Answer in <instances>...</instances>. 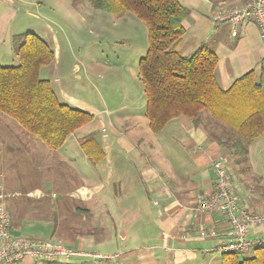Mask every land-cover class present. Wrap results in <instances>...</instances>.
<instances>
[{
  "label": "crops",
  "instance_id": "1",
  "mask_svg": "<svg viewBox=\"0 0 264 264\" xmlns=\"http://www.w3.org/2000/svg\"><path fill=\"white\" fill-rule=\"evenodd\" d=\"M180 2L190 9V13L183 21L186 32L175 43V48L183 55L193 54L201 45L214 50L219 58L216 76L222 88H229L244 73L252 69L259 71L264 65V38L254 22L234 25L230 21L216 20L214 17L218 10L240 7L246 0ZM87 4L85 0H0V64L11 66L20 63V57L13 44L16 34L27 31L38 34L55 52L54 61L43 66L41 72H52L63 102L73 106L80 104L81 109L97 116L93 105L71 94L59 80L65 61L74 59L77 69V61H81V58L75 55L67 58V52L61 49L57 34L53 32L48 40L43 36L42 32H46L40 26V23L47 22L46 17L54 21L52 16L44 13L45 6H50L55 13L71 21H86L87 16H101L100 13L90 14L92 9ZM93 51L95 55L90 60V67L96 70L101 67V62L99 52L95 49ZM87 54L90 55V51ZM186 118L179 116L170 120L162 131L164 137H161L162 132L154 133L151 129V132L146 131V137L141 134L142 127L138 125L136 139L125 136L121 131L117 136L113 128L114 131L110 134H102L103 144L98 143L92 135L76 136L81 127L70 134L60 148L51 149L0 112V191L5 194L0 202L10 214L11 233L20 237L39 238L25 232L50 230L53 234L45 239L61 241L54 235L69 238L71 247L90 253L78 256H92L94 264H106L107 260L109 264H193L196 262L197 249H203L205 254L217 251V239L200 236L195 229L205 224L209 228L215 226L220 230L225 228V221L217 213H194L193 209L199 200L214 189L213 162L226 156L222 145L225 129L212 124L210 117L204 115L198 126ZM117 122L120 129L135 127V123L128 117H120ZM121 123L129 126L125 127ZM217 131L218 135L213 137L212 134ZM167 132L171 133L168 135ZM151 138H154V141H150ZM89 139L95 141L89 142ZM176 139L179 141L178 145L175 144ZM255 142L256 140L249 149L248 161L251 162V171H254V166L250 154ZM162 147V158L151 162V157L156 159V152L162 151ZM175 151L182 152L185 163L177 157ZM118 153H125L129 160L136 164V210H133L136 214V234L129 233L130 241L125 247L119 244L118 246L123 247L119 252L96 253L89 250L95 242L92 235L82 230L76 232L77 225L58 219L56 212L61 205V198L64 197H70L81 205L76 211L84 216L94 212L105 213L110 207L121 208L122 204L113 203L110 206L109 202L102 201L101 205L100 202L97 203L99 207L95 204L96 211L92 209L94 198L104 190H109L105 185L113 177L110 173L98 177V166L103 162L107 163V160L109 162L110 158ZM167 158L169 162L165 164ZM229 158L225 157L226 166L232 175L240 204L252 211L263 212L264 192L259 187L248 184L246 179L249 177L239 174L236 169L235 165L239 163L233 159L235 164L232 165ZM129 173L131 170L125 168L119 182L127 181L126 176ZM20 174H27L28 177L23 178ZM94 175L96 182L92 178ZM251 177L256 180V177ZM261 178L262 175L258 176V180ZM22 182L27 184L22 187ZM52 197L57 201L47 202V199ZM101 197L109 200L110 194L105 193ZM154 201H159V204L154 205ZM48 214H53L54 218L47 216ZM49 221H52L51 225ZM129 225L130 223H126L123 228H128ZM263 229L262 225L251 228L250 237L257 236ZM185 230L192 234L187 239L181 237ZM122 239H125V236H122ZM94 254L96 256H93ZM118 254L120 256L117 258ZM97 255H102V258ZM39 260L26 257L20 264Z\"/></svg>",
  "mask_w": 264,
  "mask_h": 264
},
{
  "label": "trees",
  "instance_id": "2",
  "mask_svg": "<svg viewBox=\"0 0 264 264\" xmlns=\"http://www.w3.org/2000/svg\"><path fill=\"white\" fill-rule=\"evenodd\" d=\"M85 1L116 16L131 12L145 22L148 47L139 60V77L152 132L160 133L179 116L198 126L206 110L231 130L222 140L227 154L239 164L248 162L251 144L264 134V65L224 89L216 76L219 58L214 50L201 45L193 54L183 55L175 48L186 32L183 21L190 13L180 0ZM13 44L20 63L0 64V112L49 148L58 149L94 114L61 101L51 80L41 77V68L55 59L45 39L27 31L16 34ZM221 264H264V245L250 255L224 252Z\"/></svg>",
  "mask_w": 264,
  "mask_h": 264
},
{
  "label": "rangeland",
  "instance_id": "3",
  "mask_svg": "<svg viewBox=\"0 0 264 264\" xmlns=\"http://www.w3.org/2000/svg\"><path fill=\"white\" fill-rule=\"evenodd\" d=\"M87 3V5H89L88 7L92 9L90 14L100 13L101 16H87L86 21H82L81 19L71 21L55 13L50 6H45L44 13L47 16H52L54 21L46 17L47 22L45 24L40 23L42 30L46 32V34L42 32L46 39L49 40L53 32L57 34L61 49H65L67 52V58L73 55L81 58V61L80 59L77 61L79 65L77 69L74 66V59L65 61V66H63L59 75L60 83L66 89L70 90L71 94L90 103L97 111V116L94 115L95 118L84 124L85 126H81V129L78 128L80 130L77 132L76 136L92 135L96 138L98 143H102V134H110L115 129L117 136L121 131L125 136H131V138L136 139V125H138L142 127L141 130L143 132H141V134L147 137L148 134L146 131H151L146 116L144 85L139 77V60L145 55L148 47L147 26L143 20L131 12L116 16L104 10L96 9L89 2ZM93 49L99 52V60L101 62V67L96 70H92L90 67V60L95 55ZM89 51L90 55L87 54ZM12 53H14V51ZM14 65H17V63ZM40 75L43 78L47 77L51 79L53 88L62 101L63 99L59 87L55 82V77L52 76V72H41ZM79 106L80 104H77L75 107ZM202 115L210 117L212 124L219 125V127L225 129V133L223 132L225 136L231 134V130L212 117L208 111L205 110ZM120 117H128L132 123H135V127H128L127 130L120 129L121 127H118L119 122H117ZM10 119H12L14 123H17V125H20L15 119L11 117ZM121 124L125 127L129 126L124 123ZM167 133L169 135L171 132ZM164 135V132H162L161 137H164ZM217 135L218 131L212 134L213 137ZM157 139L158 138H156V140ZM150 141H154V138H151ZM167 143L169 144V142ZM178 143L179 141L176 139L175 144L178 145ZM165 148L167 149L168 147L166 146ZM223 150L226 156L224 155L221 158L230 157V163L232 165L235 164L232 156L227 154L225 147ZM162 152L163 147L162 151L156 152V159L155 157H151V162H155L162 158ZM175 152L177 157L185 163V156L182 152ZM250 159L253 163L254 171L246 168V164L250 165V161L236 164V169L239 174L249 177V179H246L248 184L257 186L264 192V134L257 138L255 144L252 146ZM172 160L176 163L174 159ZM167 162H169V158L166 159L165 164H167ZM135 166V162L129 160V157L126 156L125 153L113 155L109 162L107 160V163L103 162L101 166H98V177L105 176L108 173L112 174L113 177L111 181L105 185L109 187V190H104L101 195L94 198L92 209L94 208V211H96V205L99 207L103 203L102 201L109 202L110 206L113 203L115 205L122 204L121 208L110 207L108 209L109 211L105 213L94 212L92 214H85V218L84 214H80L76 211L81 205L70 197L61 198V205L59 206L58 212H56L58 219L61 218L64 221H70L72 225L75 223L77 225L76 232L82 230L84 233H90L95 241L94 246L89 249L90 251L96 253L119 252V250L123 249L126 243L130 241L129 233L133 232L136 234V214L133 213V210H136ZM138 166L140 167V164ZM125 168L130 169L131 173L126 176L127 181L119 182L120 175L124 173ZM260 175H262L263 178L258 180V176L260 177ZM20 176L23 178L28 177L27 174H20ZM251 176L256 177V180ZM92 178L94 182H96L95 175ZM26 184V182H22L21 186L23 187ZM0 193L3 192L0 191ZM105 193L110 194V197H108L110 198L109 200L101 197L104 196ZM18 198H22V196H18ZM52 200L57 201L52 197L47 199V202H51ZM99 202L100 205L97 204ZM87 207H89L88 204ZM54 208L57 209V207ZM100 209L101 208H98V210ZM124 211L126 213H123ZM47 216L54 218L53 214H48ZM52 221H49V225H51L50 223ZM126 223H130L129 227L126 228L125 226V228H123ZM195 231L198 230L195 229ZM24 232L25 230L23 233ZM186 232L188 233V237L184 239L192 235L189 230ZM25 234H33L39 238H45L51 236L53 233L50 230H27ZM122 236H125V239H122ZM54 237L70 246L69 238L59 237L57 235H54ZM119 244L123 247L118 246ZM167 248L169 249V247ZM195 252L196 262L193 264H221L223 252L219 250H214L209 254H205L203 249L200 248ZM251 253L252 252L245 255H250ZM85 256L72 255L70 257H60L57 258L55 262L38 259L39 261L36 262L29 263L25 261L22 264H94L92 256ZM118 256L120 255L118 254L117 258ZM108 261L109 260L106 261V264H109Z\"/></svg>",
  "mask_w": 264,
  "mask_h": 264
},
{
  "label": "built area",
  "instance_id": "4",
  "mask_svg": "<svg viewBox=\"0 0 264 264\" xmlns=\"http://www.w3.org/2000/svg\"><path fill=\"white\" fill-rule=\"evenodd\" d=\"M216 20H227L237 25L242 22H254L264 37V0H246L241 6L233 9L218 10ZM227 160L219 158L213 162L214 189L195 205L194 213H217L226 223L225 228L218 230L215 226L199 225L200 236L216 238L217 250L221 252H239L247 254L256 247L264 245V229L255 237L251 228L264 226V211H252L240 204L233 185L232 175L226 167ZM0 193V199L4 197ZM158 205L159 201H154ZM182 237H188L186 230ZM90 253L79 251L62 241L45 238L20 237L11 233L10 214L5 205L0 203V264H20L26 257L54 261L60 257H70ZM93 256H96L95 254ZM102 258V255H97Z\"/></svg>",
  "mask_w": 264,
  "mask_h": 264
}]
</instances>
